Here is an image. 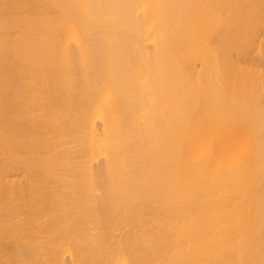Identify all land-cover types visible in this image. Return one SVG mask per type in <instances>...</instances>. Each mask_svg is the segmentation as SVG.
I'll return each mask as SVG.
<instances>
[{
    "label": "bare ground",
    "instance_id": "6f19581e",
    "mask_svg": "<svg viewBox=\"0 0 264 264\" xmlns=\"http://www.w3.org/2000/svg\"><path fill=\"white\" fill-rule=\"evenodd\" d=\"M0 264H264V0H0Z\"/></svg>",
    "mask_w": 264,
    "mask_h": 264
}]
</instances>
